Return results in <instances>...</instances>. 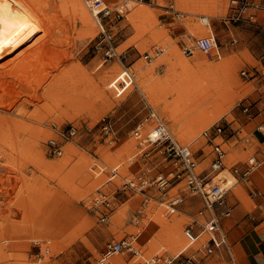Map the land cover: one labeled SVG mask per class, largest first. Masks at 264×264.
I'll use <instances>...</instances> for the list:
<instances>
[{"label":"rangeland","instance_id":"rangeland-1","mask_svg":"<svg viewBox=\"0 0 264 264\" xmlns=\"http://www.w3.org/2000/svg\"><path fill=\"white\" fill-rule=\"evenodd\" d=\"M122 1L107 2L117 8ZM145 2L149 4L133 3L116 24L104 20L106 36L99 33L95 21L94 33L89 30L85 36L80 21L66 25L70 9L64 7L65 0L26 2L35 5L41 19L53 27L56 47L44 60L49 70H43V62L42 70H32L33 76L17 81L0 76V103L7 106H0V264H99L108 241L134 234H139L135 242L139 254H114L112 264H147L154 254L173 255L186 245L183 229L195 218L201 201L184 180L165 197L154 185L144 192L124 186L127 178L147 168L154 176L171 166L161 148L149 142L144 145L148 155L142 157L144 152L134 137L133 130L147 115L149 103L176 138L191 145L203 172L209 168L212 145L202 132L221 118L232 121L229 138H224L226 170L214 183L230 177L232 165L243 167L260 147L255 124L241 113L240 104L250 103L257 112L261 110L257 104L264 84L251 81L243 72L254 75L252 67L260 65L264 17L259 18V25L235 23L226 32L229 0H176L180 18L170 11L172 0ZM205 14H210L212 27L218 30L223 53L219 60L201 52L192 56L183 52L185 43L193 44L211 32H198ZM226 34L232 39L228 46L223 40ZM111 48L117 54L109 55ZM55 125L63 129L74 125L78 130L61 155L48 148ZM146 127L145 134L152 126ZM18 135L24 139H17ZM96 162L108 168L118 166L116 178L106 182V170L93 171ZM253 177L264 181V167L254 171ZM238 179L227 202L233 210H244L226 225L230 231L240 219L252 223L257 219L255 192L248 181ZM98 189L111 194L108 210L95 206ZM172 198H180L175 212L162 204ZM105 213L108 218L102 221ZM178 226L183 236L180 242L174 236ZM205 238L202 235L186 252L195 253L189 264H239L233 249L235 260L224 250L207 256L197 251ZM186 254L182 261L188 260Z\"/></svg>","mask_w":264,"mask_h":264},{"label":"built area","instance_id":"built-area-1","mask_svg":"<svg viewBox=\"0 0 264 264\" xmlns=\"http://www.w3.org/2000/svg\"><path fill=\"white\" fill-rule=\"evenodd\" d=\"M84 3L90 8L92 12L98 14L99 21L101 23V33L106 36V29L103 21L108 20L111 24H116L118 18L123 14L121 9L111 8L106 0H83ZM264 10V0H229L228 13L225 19L229 23L249 22L260 24L257 20L258 12ZM170 11L176 18H180L182 12L176 10L173 6L170 7ZM111 48L108 54H117L115 50ZM183 52L187 56H192L196 52H201L206 55H211L214 59H221L223 53L218 43L216 34L211 31L207 36L197 38L193 44L185 43L183 46ZM150 57V54L145 56ZM247 76H255L246 71L243 72ZM149 111L141 122L134 128L133 133L135 139L139 141L141 151H145V143L158 145L162 152L165 154L164 159L171 161V166L166 173H157L152 176L151 168H147L135 176L127 178L124 186L129 189L144 192L148 187L155 186L163 194L168 195V190L181 181H185L191 193L199 197L201 201V207L198 209L195 218L185 226L183 229V236L186 241V245L176 254H154L147 258V264H175L177 261L181 264H189L193 262L192 255H187L186 250L190 249L194 244L199 242L202 235L206 238L200 243V247L197 251L204 253V255H212L216 252L223 251L229 254L231 259L235 260L232 252V247L228 239V233L223 226V220L230 217L233 212V205L227 202V194L230 190L228 186V179L219 178V181L214 183V178L219 175L223 170H226L227 162V150L224 147V139L226 136L229 138V131L233 129L232 121L227 118H221L215 121L210 127L202 132V137L206 139L207 143L212 145V159L209 168L206 172L199 170V160L189 143L180 142L172 131L160 120L156 109L149 103ZM241 113L244 114L249 120L254 119L258 112L254 106L250 103L240 104ZM150 125V130L145 134L146 125ZM109 124H105L104 128L109 130ZM56 131L55 136L48 140V148L51 153L61 155L63 153V147L66 143L74 141L78 130L76 126L72 125L70 128H59L54 126ZM261 127V124L258 128ZM261 129V128H260ZM156 133V137H152V134ZM222 138V141L217 142V138ZM144 146V147H143ZM146 157L147 152L143 154ZM244 167H239L237 164L232 165L231 172L237 178L247 179L249 176L259 167L264 164V157L258 158L255 155L248 157L244 163ZM92 169L95 173H102L107 171L109 182L116 178L118 175V166L106 167L101 162L93 164ZM225 180H227L225 182ZM124 187V188H125ZM257 194L254 193V196ZM180 198H172L169 201H163L162 204L170 208L171 212H175L177 204ZM95 206L98 208L112 207L111 194L107 191L98 189V192L94 198ZM108 218V214L105 213L101 217L102 221ZM136 223H140V219L136 220ZM196 227H199L198 230ZM139 234H134L127 239L122 240H110L106 243L104 250L101 252V257L98 261L99 264H112L110 258L114 254H127L133 255L139 254V250L136 248V240ZM186 254L188 260L182 261V256Z\"/></svg>","mask_w":264,"mask_h":264},{"label":"bare ground","instance_id":"bare-ground-1","mask_svg":"<svg viewBox=\"0 0 264 264\" xmlns=\"http://www.w3.org/2000/svg\"><path fill=\"white\" fill-rule=\"evenodd\" d=\"M26 2H28V0ZM26 2L25 0H0V76H4L5 78H11V80L13 79V81H17L18 78L21 77L22 79L24 76L33 73L32 70L34 68H36L37 70H42L41 64L44 62V60L46 61L48 58H50L52 50L54 49V46H55L54 45L55 37H53L54 36L53 27H49L45 23V21L42 20L43 18L41 19V15L37 14L36 12L37 10L35 9V5L33 8L32 5L31 6L28 5ZM122 2L124 5L122 4L118 6V8L121 9L123 12L126 10L127 13L133 8L134 6L133 3L142 2V4L143 3L149 4L148 2H145L144 0H123ZM64 7L67 9L68 8L70 9V14L68 15L66 14L68 16V19H66L67 21H65L66 25L70 23L74 26L76 22L80 21L82 25L84 26V28L81 30V35L85 36L89 30H91L90 31L91 33H94V30H92L94 29V26H93L94 21L99 27H101V23L99 21L100 18L98 14H95L94 12H92L90 8L84 3L83 0H65ZM138 11L139 9L136 10L135 13H138ZM55 17L57 19L58 15ZM199 24H200L199 25L200 27L198 28V32H204L206 30L212 31L211 24H210V14H205L204 16H201L199 20ZM65 30L64 32L66 33L67 31ZM99 33H101V29ZM49 61L50 60H48V62ZM45 65L46 63L44 62V66ZM45 69L49 70L47 66L43 68V70ZM50 73H53V72H50ZM31 75L33 76V74ZM42 80L43 79H41V81ZM9 81L10 80H8V82ZM24 83L26 84V82ZM103 83H104V86L107 85L105 79ZM27 85L26 87H28ZM35 90L37 91V88ZM101 94H104V95L106 94L104 89L101 90ZM3 104L4 103H0V106L7 107L6 105H3ZM152 137L153 138L156 137V133L152 134ZM17 139L21 140V139H24V137L22 135H18ZM224 171L225 170L221 171L219 174L223 173ZM225 177H226L225 179H228V186L230 187V190L235 189L237 187L239 179L236 176H234V174H231L230 177H228V175L227 176L225 175ZM226 181L227 180H225V182ZM150 226H152V224H150ZM180 230H181V227L179 226L176 228V230H174V236H175L176 241L178 242L183 240V236ZM188 250H186V252Z\"/></svg>","mask_w":264,"mask_h":264},{"label":"crops","instance_id":"crops-1","mask_svg":"<svg viewBox=\"0 0 264 264\" xmlns=\"http://www.w3.org/2000/svg\"><path fill=\"white\" fill-rule=\"evenodd\" d=\"M149 1L152 3V0ZM175 2L176 0H172V3L169 6L170 7L173 6L175 8L174 5ZM261 14H264V10L258 12L257 15L258 21L260 17H264ZM210 24H211V19H210ZM225 26L226 28L224 30H226V32L227 31L229 32L231 27L235 25H233V23L226 22ZM211 29L212 31L214 30L212 24H211ZM214 31L219 41L220 38L218 36V30L215 29ZM183 35H186V31L183 33ZM223 40L227 41L226 42L227 46L232 41V39L228 37L227 34L225 35ZM259 61H260V65L252 67L251 71L256 75L252 77L250 80L251 81L257 80L258 83L262 82V84H264V54L259 57ZM258 99L260 101L257 105L261 108V110H259L258 115L254 119L249 121L255 124V130H254L255 138L259 141L260 147L251 155H255L258 158H263L264 157V92L259 93ZM260 124H261L260 127L261 129L258 128ZM243 165L245 164L243 163ZM261 167H264V164ZM261 167L257 168L256 170L261 169ZM243 180H245L246 182L248 181V187L252 189L255 193L257 192L258 194L257 196H255V198H253L254 203L256 205L255 208L256 218H257L256 222L252 223L249 222L247 219H240L238 222L235 223L232 230L230 231L226 227V225H230L231 222H234L243 214L244 208L243 209L237 208V210L236 209L233 210L229 218L223 220V226L228 233L227 235L229 242L233 246L232 249L235 251L237 255L239 264H264V191L261 188V186H264V181L262 180V182L259 183L257 178L253 177L252 179V174L249 176V178ZM241 204L245 205V203H241ZM232 217L233 219H231Z\"/></svg>","mask_w":264,"mask_h":264}]
</instances>
